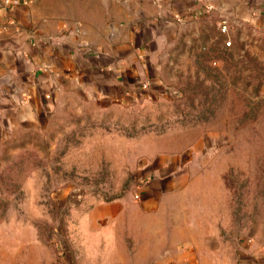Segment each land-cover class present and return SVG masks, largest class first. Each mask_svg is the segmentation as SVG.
<instances>
[{
	"label": "rangeland",
	"instance_id": "1",
	"mask_svg": "<svg viewBox=\"0 0 264 264\" xmlns=\"http://www.w3.org/2000/svg\"><path fill=\"white\" fill-rule=\"evenodd\" d=\"M163 43L155 83L131 102L68 97L0 131V264H118L114 244L80 246L81 219L137 199L150 176L141 160L197 136L209 137L201 161L220 185L224 231L264 225V15L211 10Z\"/></svg>",
	"mask_w": 264,
	"mask_h": 264
},
{
	"label": "crops",
	"instance_id": "2",
	"mask_svg": "<svg viewBox=\"0 0 264 264\" xmlns=\"http://www.w3.org/2000/svg\"><path fill=\"white\" fill-rule=\"evenodd\" d=\"M211 10L264 15V0H0V131L68 97L138 98L155 83L163 40ZM203 138L143 158L140 173L150 176L137 199L95 205L80 221V246L114 244L118 264H174L194 253L196 264H264V225L224 231Z\"/></svg>",
	"mask_w": 264,
	"mask_h": 264
},
{
	"label": "built area",
	"instance_id": "3",
	"mask_svg": "<svg viewBox=\"0 0 264 264\" xmlns=\"http://www.w3.org/2000/svg\"><path fill=\"white\" fill-rule=\"evenodd\" d=\"M5 2H7V0H5ZM1 29H2V27L0 26V32H1ZM227 29H228L227 20L226 19H222L221 22H220V30L222 32H226ZM136 197H138V196L136 195Z\"/></svg>",
	"mask_w": 264,
	"mask_h": 264
}]
</instances>
